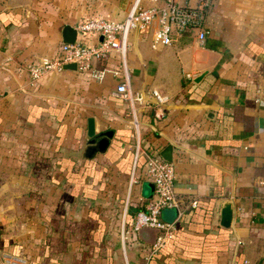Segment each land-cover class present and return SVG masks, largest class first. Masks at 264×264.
<instances>
[{"label": "crops", "instance_id": "obj_1", "mask_svg": "<svg viewBox=\"0 0 264 264\" xmlns=\"http://www.w3.org/2000/svg\"><path fill=\"white\" fill-rule=\"evenodd\" d=\"M131 1L0 0V264L6 254L24 264H264V0H211L202 43L193 29L157 47L155 24L129 32L131 86L149 102L138 112L140 142L152 154L172 145L183 209H161L175 228L151 256L156 229L121 237L136 140L127 104L113 94L117 78L77 67L30 79L25 64L56 56L65 25L120 19ZM90 116L112 134L87 158L75 153ZM150 183L134 185L125 227L155 196Z\"/></svg>", "mask_w": 264, "mask_h": 264}, {"label": "built area", "instance_id": "obj_2", "mask_svg": "<svg viewBox=\"0 0 264 264\" xmlns=\"http://www.w3.org/2000/svg\"><path fill=\"white\" fill-rule=\"evenodd\" d=\"M211 0H197L193 5L182 3L179 0H132L124 17L120 19L91 16L81 19L75 26L76 37L71 43L62 42L56 56L43 57L39 61L27 62L25 69L32 81H37L50 72L63 69V64L75 62L77 67L91 76L102 80L110 73L117 78L113 94L127 104L128 115L135 134L133 165L129 173L125 194L124 212L121 219L122 240L130 232L138 231L143 227L157 230L153 242L149 246L148 256L155 254L172 236L175 220L164 221L160 218L163 207L174 206L181 214L179 197L175 188V165L173 161L165 160L160 154H152L140 142L139 108L148 104L146 95L135 91L131 86L130 69L126 61L128 36L132 29L156 27L152 33L151 45L157 47L169 44L172 40L189 29L196 32L197 40L202 43L208 33L205 25L206 12ZM116 54L119 63L111 67L105 60ZM92 61L101 62L103 67L92 69ZM151 94L158 103H163L167 97L156 89ZM144 164L138 166L141 156ZM140 179L153 183L155 196L142 202L141 208L135 213L131 224L125 227L124 216L132 200V191ZM264 186V179L259 180ZM140 199H142L140 197ZM196 201L192 200V205ZM5 264H24L16 255H4Z\"/></svg>", "mask_w": 264, "mask_h": 264}, {"label": "water", "instance_id": "obj_3", "mask_svg": "<svg viewBox=\"0 0 264 264\" xmlns=\"http://www.w3.org/2000/svg\"><path fill=\"white\" fill-rule=\"evenodd\" d=\"M63 35V42L64 43H71L75 40L76 37V29L72 27L71 25H65L62 30ZM63 68H69V69H77V64L75 62H69L63 64ZM201 76H203V73H201L198 77H196L194 80L198 81ZM112 132L111 131H101L99 128L95 125V119L94 117H88V123H87V136H88V142L83 147V149H80L79 151H76L75 154L81 155L83 152V155L87 158H92L96 153H102L104 152L110 142V136ZM160 155L168 161H172V145L167 144L163 149L160 151ZM150 187H154L153 183L149 184ZM229 209H226L225 216L227 217L226 221L229 218Z\"/></svg>", "mask_w": 264, "mask_h": 264}, {"label": "rangeland", "instance_id": "obj_4", "mask_svg": "<svg viewBox=\"0 0 264 264\" xmlns=\"http://www.w3.org/2000/svg\"><path fill=\"white\" fill-rule=\"evenodd\" d=\"M122 1V4L124 5V7H128V3L130 2V0H121ZM121 212V211H120ZM117 213V212H116ZM16 231V230H15ZM16 241V240H15ZM2 255L3 253L0 252V260H1V263L3 262V258H2Z\"/></svg>", "mask_w": 264, "mask_h": 264}, {"label": "trees", "instance_id": "obj_5", "mask_svg": "<svg viewBox=\"0 0 264 264\" xmlns=\"http://www.w3.org/2000/svg\"><path fill=\"white\" fill-rule=\"evenodd\" d=\"M146 149L151 153L152 150H150V149H148V148H146ZM131 201H132V200H131ZM131 201H130V202H131ZM129 206H130V203H129ZM128 208H129V207H128ZM140 208H141V207H140ZM138 209H139V207H138ZM138 209H137V210H138ZM137 210H136V211H137ZM136 211H135V212H136Z\"/></svg>", "mask_w": 264, "mask_h": 264}]
</instances>
